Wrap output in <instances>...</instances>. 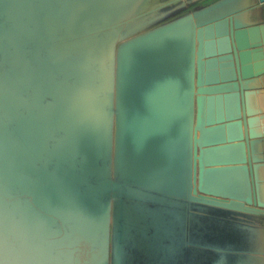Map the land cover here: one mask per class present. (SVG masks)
<instances>
[{
  "label": "water",
  "instance_id": "obj_1",
  "mask_svg": "<svg viewBox=\"0 0 264 264\" xmlns=\"http://www.w3.org/2000/svg\"><path fill=\"white\" fill-rule=\"evenodd\" d=\"M263 3L0 0V264H264Z\"/></svg>",
  "mask_w": 264,
  "mask_h": 264
},
{
  "label": "crops",
  "instance_id": "obj_2",
  "mask_svg": "<svg viewBox=\"0 0 264 264\" xmlns=\"http://www.w3.org/2000/svg\"><path fill=\"white\" fill-rule=\"evenodd\" d=\"M249 20L251 22H264V3L263 4H257L253 10H251L249 14ZM260 85L263 87L264 86V76L263 79H260ZM257 96V95H256ZM257 103L259 104V98L258 96L256 97ZM264 104V96H263V102ZM263 123H261V126L263 127ZM262 150L264 151V145L262 146Z\"/></svg>",
  "mask_w": 264,
  "mask_h": 264
}]
</instances>
